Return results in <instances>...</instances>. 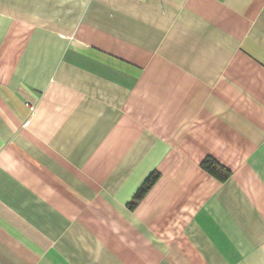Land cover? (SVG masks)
<instances>
[{
    "label": "crops",
    "instance_id": "crops-1",
    "mask_svg": "<svg viewBox=\"0 0 264 264\" xmlns=\"http://www.w3.org/2000/svg\"><path fill=\"white\" fill-rule=\"evenodd\" d=\"M0 264H264V0H0Z\"/></svg>",
    "mask_w": 264,
    "mask_h": 264
},
{
    "label": "trees",
    "instance_id": "trees-1",
    "mask_svg": "<svg viewBox=\"0 0 264 264\" xmlns=\"http://www.w3.org/2000/svg\"><path fill=\"white\" fill-rule=\"evenodd\" d=\"M201 166L203 169H205L206 171H208L212 175L216 176L220 180H225L229 176V172L211 158L205 159L202 162ZM157 178H158L157 173H152L150 176L147 177V179L144 181V183L138 189V191L136 192V194L133 198V202H132L133 206L143 197V195L155 183Z\"/></svg>",
    "mask_w": 264,
    "mask_h": 264
},
{
    "label": "built area",
    "instance_id": "built-area-1",
    "mask_svg": "<svg viewBox=\"0 0 264 264\" xmlns=\"http://www.w3.org/2000/svg\"><path fill=\"white\" fill-rule=\"evenodd\" d=\"M33 109H34V107L29 105V110H30L31 112L33 111Z\"/></svg>",
    "mask_w": 264,
    "mask_h": 264
}]
</instances>
